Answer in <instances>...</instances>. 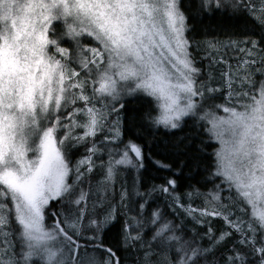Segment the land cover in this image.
<instances>
[{"label": "snow or ice", "instance_id": "snow-or-ice-1", "mask_svg": "<svg viewBox=\"0 0 264 264\" xmlns=\"http://www.w3.org/2000/svg\"><path fill=\"white\" fill-rule=\"evenodd\" d=\"M239 2L202 0L201 6L206 11L212 5L237 8ZM244 7L264 25V8L259 9L257 15L254 5L245 3ZM186 20L179 0H0V232L7 228L11 217L19 226L27 248L20 261L5 251L0 255V264L5 261L28 264L34 255L46 264H96L87 251L83 256L79 254L81 248L87 247L106 252L107 264H118L112 250L103 245L99 227L95 236L87 238L90 244L82 245L73 238L80 234V221L86 210L83 205L89 198L83 190L76 195V182L85 172H91L92 161L91 156H87L79 162L84 172L80 167L70 169L59 145L70 139L86 141L103 129L106 113L94 103L101 97L118 100L121 93L152 97L162 110L153 123L169 129L179 128L182 117L194 115L197 108L194 98L203 93L193 79L199 69L193 67L187 51ZM54 22L65 25V34L73 39L87 35L97 42V47L80 46V71L62 63L69 53L49 35L50 30L55 32ZM77 43L79 45L78 40ZM50 47L54 50L52 54ZM256 47L258 43L254 41L252 48L241 51L251 57ZM255 63L254 59H246L240 67ZM223 75L231 88L230 73L225 71ZM92 81L98 87H93L89 96L85 89ZM232 95L230 92L229 96ZM243 96L247 97V102L241 103L239 110L236 106H212L222 108L227 116L219 117L209 111L200 117L212 125L221 143L216 153L215 175L222 177L234 192L233 204L222 202L217 192L208 199V206L188 207L187 214L198 213L199 217L224 222L225 230L218 236H213L209 227L206 235L212 245L222 247L235 234L237 239L232 248L239 244L247 249L246 253L230 251L224 257V264H264V82L253 92H244ZM78 101L83 102L82 107L72 108L67 113L62 111ZM123 107L121 103L120 108ZM77 116L85 119L81 122ZM60 128L66 132L57 140ZM76 128L84 132L73 137ZM110 131L119 136L118 125ZM94 151V147L89 149L90 153ZM30 152L34 154L32 158H29ZM129 153L134 154L137 166L143 167L142 148L132 142L125 146L123 158L115 163L132 164ZM155 163L162 168L171 167L160 161ZM70 171L75 174L73 182L68 179ZM112 171L111 167L107 169V178H111ZM175 187V179H169L161 190L169 192ZM187 195L191 197L192 193ZM56 200L79 206L77 219L68 223L72 234L61 226L65 222L60 220L51 232L43 228L44 209L50 201ZM236 205L244 206L242 210L247 218H238L233 213L232 207ZM140 207L143 209L144 205ZM152 215L155 224L159 214ZM113 220L114 216L109 213L102 223L106 225ZM96 225V220L89 222V226ZM142 226L141 220L126 221L123 239L133 245L140 239ZM169 228L167 223L162 225L153 240L163 237L161 243L166 244L180 241L174 234L164 236ZM57 237L63 238L61 243L67 248V252L61 250L59 258L47 245ZM172 250L174 264H198V257L211 251V247L199 249L179 243Z\"/></svg>", "mask_w": 264, "mask_h": 264}, {"label": "trees", "instance_id": "trees-1", "mask_svg": "<svg viewBox=\"0 0 264 264\" xmlns=\"http://www.w3.org/2000/svg\"><path fill=\"white\" fill-rule=\"evenodd\" d=\"M232 1L236 2V0ZM260 1L262 0H240L239 6L234 8L235 11H238L242 15L237 18V16L231 14L233 13L232 8L222 11L212 5L206 11L201 6L202 0H181L183 12L190 25L189 36L195 42L191 44L192 48L194 46L204 48L205 44H203V41H208L209 44L220 43V50L213 49L211 52L201 49L197 50L195 57L200 65L204 64L207 60L213 59V54H220L224 50L223 45L226 42L238 41V44L241 46L244 44L247 49H250L252 48V42L256 41L258 47L252 49V56L249 58L259 59V63L251 64L254 66L252 69L256 66L264 68V25L259 24L250 11L244 7L245 3L259 5ZM85 42L88 45H92L90 42ZM70 43L68 41L64 44L71 47L72 44ZM240 55L245 56L246 53L243 51ZM253 79L255 78L253 77L252 81ZM214 83L221 85L223 81L219 82L216 80ZM211 94L215 98L217 97L216 93ZM223 98L225 100L229 97ZM76 104L79 105L78 107L83 106L82 101H78ZM119 113L122 120L121 141H128L139 145L144 153L143 167L140 169L139 186L137 182L131 183L132 188H130V192L128 193L130 195L126 197L127 200L123 199L116 190L110 195L111 200L104 199L103 196L105 195L100 192L94 202L97 201L101 207L96 208L94 212L91 210L90 203L86 207L83 205L86 208L83 223L87 224L83 225L80 223V234L75 240L82 245L90 244L91 241L87 240L86 237H88V234H97V230L90 228L89 222L92 219L100 220V215L105 209L116 206L115 221L106 228L100 229L99 235H101L103 245L106 248H110L115 254V260H118V264H158L163 257H171V261H174L172 254L174 251L171 249L157 250L158 245L152 242L151 238L165 223L169 224L170 228L164 235L169 236L174 234L178 236V233L173 231L178 230V225L185 226V222L188 223L197 218L187 213L185 217L184 214L187 212V208L183 209L179 205L177 206L178 203H176L175 196L178 197L180 203L184 205L190 204L192 208H195L199 206L202 198L209 199L211 192L216 191L218 187L222 190L225 189V183H223L219 176L215 175L217 170L216 153L218 144L210 136L208 125L198 117L187 118L181 127L173 130L154 124L155 107L148 98L139 97L127 100ZM101 138L102 135L100 134L91 141L96 142ZM90 145V143L86 142L84 145L72 150H69V146L65 145L67 161H74L80 154L85 153ZM129 156L136 160L134 154L131 153ZM156 161H162L167 165H171V167H159L155 163ZM91 171L82 178L85 184L82 188H77L78 193L76 195L79 194L80 190L88 191L92 195L93 190L91 186L98 181L100 175L98 167ZM174 172H177L178 175H175ZM172 178L176 180L175 189H170L169 192L162 191L161 187L166 186L167 181ZM223 191L229 196L234 195L233 192ZM170 192H173V195ZM188 193H192L191 197L187 195ZM70 198L73 199L75 197ZM228 200L229 202L233 201L230 197ZM142 204L144 205L143 209L140 207ZM64 206V203L59 200L52 202L49 213L56 215H53L54 217L49 219L48 222L56 225L58 214L65 211ZM9 207H11L10 203ZM234 209H236L235 214L247 218L245 211L236 207H233L232 211ZM154 212L159 214V219L155 224L152 223V214ZM182 218L188 220V222L182 220ZM137 220H141L143 225L139 229L140 239L135 241L133 245H130L123 239L124 225L126 221L135 223ZM203 220L208 221V223L212 221L210 217H206ZM179 221L180 223H178ZM212 223L220 224L223 229L212 231L213 236H218L225 230L222 220L215 218ZM13 224L10 226L11 230ZM206 233H208L207 230L200 229L198 230L197 237L202 240L201 246L203 249L211 247V251L198 257V264H222L224 257L230 251L240 250L241 252H247V249L239 244H236L235 249L232 248L237 239L235 234L225 242L224 246L217 247L212 245ZM149 238L152 244L149 243ZM88 248H81L80 251ZM101 251L108 256L106 252ZM167 264H170V260Z\"/></svg>", "mask_w": 264, "mask_h": 264}, {"label": "rangeland", "instance_id": "rangeland-1", "mask_svg": "<svg viewBox=\"0 0 264 264\" xmlns=\"http://www.w3.org/2000/svg\"><path fill=\"white\" fill-rule=\"evenodd\" d=\"M257 3H259V2H257ZM259 6L261 8H264V0L260 1ZM179 7H180V10L183 12L181 0H179ZM230 8H232V7L231 6H224V7L218 8V9H220L222 11H226V9H230ZM232 9H233V11H232L233 13H231L232 15L237 16V18L242 16L241 14L238 13V11H235L234 8H232ZM186 23L188 26V30L185 31L184 35H185V38L189 41V46H188L187 51L189 53L190 59L192 60L193 67L199 69L198 73L193 74V79L196 82V87L200 89V91L203 93V95L197 96L194 98V100L197 103V108L195 109V114L194 115L190 114L188 116L182 117V119L180 121L181 126L183 125L184 120H186L187 118L198 117L200 119V117L205 112H209V111L214 112V114L216 116H219V117L227 116V113H225L222 110V108H213L212 107L213 105L236 106L239 110V105L241 103L247 102V97H244L243 93L244 92H250V89H251V92H253L254 89L259 87L261 82H264V68L263 67L256 66L254 69H252L254 66H252L251 64L240 67L242 61H244L246 59H254L256 61L255 64L259 63V59L249 58V56H247V55H245V56L240 55L243 52V51H241V49L247 50V48H246V45H244V44H242L243 46L238 44V41L226 42L223 45L224 50H222L220 52V54H218V53L213 54L212 55L213 59L207 60L204 62V64L200 65L197 62L196 57H195L197 55V50L201 49V50H205L208 52H211L213 49L220 50V48H219L220 43L209 44L208 41L207 42L203 41V44H205L204 48H202L201 46H194V48H192L191 44H193L195 42H193L191 37L189 36L190 25L188 23V20H186ZM53 26L55 28V32L53 33L50 30V33H49L50 37L57 39V42L60 45V47L67 49L68 53H69L68 59L66 61L62 60V63H66L69 69L74 68L77 71H80L79 62H78L80 59V46L97 47L98 46L97 42L94 41L91 37H89L87 35L80 36L76 39L71 38L70 36L65 34L66 27H65V25H63L60 22H54ZM77 40L79 41V45L77 43ZM68 41L71 42L70 43V44H72L71 47L64 44ZM85 41L90 42V44H92V45L86 44ZM207 44H209V45H207ZM221 49H223V48H221ZM53 51L54 50L50 47L49 53L52 54ZM215 52H218V51H215ZM203 57H206V56H203ZM56 58L60 59V56L58 54H56ZM103 67H104V65H101V68H103ZM225 71H228L231 75V80H232L231 88H229L225 83V77L223 75V73ZM257 75H259V77H257ZM245 76H247V79H245ZM81 77H84V73L82 71H81ZM253 77L255 79H253V81H252ZM202 78H203V80H202ZM216 80L219 82L223 81V83L221 85L215 84L214 82ZM93 87H98V85L95 84V81H92V85L85 89V91L87 92V94L89 96L92 95ZM208 89H216V91L209 92ZM73 91H75V89H73ZM230 92L233 93L232 96H229ZM211 93H213V94L216 93L217 97L215 98ZM139 97L148 98L149 100H151L152 104L155 107V112H156L154 120L161 115L162 110L157 107V103L153 100V98L149 97V96H145V95L140 94V93H137L135 95H125V94L121 93L118 100H112L108 97H101L100 99H98L94 103H95V107L97 109H101L106 113V119L103 121V129L97 131L95 136L88 137L86 141L77 142L75 139H70V140H65L63 145H59L61 147V151L65 157V160L67 161V157L65 155V149H66L65 145L69 146V150H72V149H75L79 146L84 145L86 142L91 144L87 148L85 153L80 154L72 162L67 161V163H68L70 169L80 167V171L84 172V167L80 166L79 162L81 160H83L85 157L91 156V161H92V163L90 165L91 169L93 170L94 168L98 167V173H99L100 177H99L98 181L94 185L91 186V189L93 190L92 195H91V193L86 191L88 193L89 198L84 203L85 207L89 203L91 204L92 212H94L96 208L101 207V205L98 204L97 201L94 202L95 198L98 196V194L100 192H102L105 195V196H103L104 199L111 200L110 195L112 194V192H114L116 190L121 195V197L123 199L127 200L126 197H127L128 193L130 192V188H132L131 183L137 182V184L139 186V181H140V176H141L140 175L141 167L137 166L136 160H134L132 158L133 163L129 164V165H118L115 163L116 160L123 158L125 146L128 145V143H129L126 141H124V142L121 141L122 120H121V115L119 113V111L121 109L120 104L121 103L124 104L129 99L131 100V99H136ZM223 97H229V98H226L224 100ZM219 100H221V101H219ZM78 106L79 105H77V104L75 107H74V105H71L68 107L70 109L65 108V109H62V111L64 113L66 111V113H67V112H70L72 110V108H78ZM113 107H115L117 110L112 111ZM56 114L60 115V113H56ZM76 119L80 120L82 122L83 119H85V118L77 116ZM202 121H204L208 125L209 134L212 137V139L218 144L217 151H219L221 149V143L216 138V136L214 135V132L212 131V125L210 123H208L206 120H202ZM64 122L67 123V121H64ZM47 123H50V121H48ZM117 125H118V130H119V136L118 137L116 136L115 132L110 131V129L116 128ZM161 126L166 128L164 125H161ZM166 129H169V128H166ZM170 130H173V129H170ZM65 132H66V129L60 128L56 133L57 140H59L65 134ZM83 132H84V129L76 128L72 132V136L73 137L80 136L83 134ZM100 134L102 135V138L100 140H98L96 142L91 141L92 139L98 137V135H100ZM33 140H35V137H33ZM93 147L95 148V151L90 153L89 149H91ZM129 154L131 155V153H129ZM28 155H29V158H32L34 154L30 152ZM216 161H217V158H216ZM109 167H111L113 170L112 176L110 179L107 178V176H106L107 169ZM89 173L90 172H85L83 177H85ZM82 178L80 181L76 182V193H78L77 188L78 189L82 188L85 184V181H83ZM220 178L223 181V183H225V185H226L225 189H223V190L233 192L229 188L228 183L226 181H224L222 177H220ZM68 179H69V182L75 181V179H76L75 174L70 171ZM223 190L220 187H218L216 191L211 192V195L216 194L218 192L220 197H221L222 202L229 204V205H232L233 201L229 202L228 198L230 197L232 199V197L234 195L229 196ZM138 192H139V190H138ZM170 193L173 195V192H170ZM106 194L109 196L107 197ZM211 195H210V197H211ZM103 198L101 197V199H103ZM175 198H176V203H178L177 206L179 205L183 209L188 208V207H192L190 204L184 205L183 203H180L179 199H177L178 198L177 196H175ZM56 201H58V200H56ZM52 202H55V201H50L49 205L45 207L44 213H43L44 219L42 222L44 230L49 231V232H51L56 227L55 224L48 222L49 219L54 217L53 214L49 213L50 212L49 211L50 205ZM63 203L65 205L64 206L65 211L58 214V220L64 221L65 223H63L61 226L64 227L69 232V234H72V230L68 228V223L74 222L77 219L78 213H77L76 209L78 206L75 204H68L67 201H63ZM94 204H97V205H95V207H93ZM206 206H208V199L202 198L200 203H199V206L195 207V208L196 209H202V208H205ZM234 207H236L237 209H243L244 208L243 205H236ZM177 209H175V210H177ZM235 210L236 209L233 210L234 214H235ZM115 212H116V206L105 209L104 212L101 213V215H100L101 221L94 219L97 221V225L93 226V227H91V226H89V227L92 229H95V230H97V227H99V229L106 228L107 226H109L110 224H112L115 221V214H116ZM109 213H111L114 216V220L111 223L105 225L102 222L105 220L106 216H108ZM186 213L187 212H185V214H184L185 217L187 216ZM235 215L238 218L242 217L239 214H235ZM194 216H196L198 219H201V220L206 218V217H199L198 213L194 214ZM210 218L212 220L211 221V223H212L215 218H213V217H210ZM80 223H82L83 225L87 224V223L86 224L83 223V219L80 221ZM178 223H180V221ZM12 224H13V228L11 230L10 226ZM16 226H17V230H16ZM82 227H84V226H82ZM82 227H81V229H82ZM174 232L178 233V237H180L181 239H180V241H172L171 244L161 243V240L163 239V237L158 238L157 240H153V237L151 238L152 242L157 243V245H158L157 250H160V249L161 250L162 249H171L172 250L179 243H185L188 246L203 249V247L201 246L202 240L197 237L198 230H195L194 233H191V235H189L188 231L186 229H184L183 226H178V230H174ZM95 235L96 234H88L87 236L92 237ZM175 236H177V235H175ZM88 237H86V239ZM73 238L77 239V236H74ZM100 238H101V235H100ZM62 239H63L62 237H57V239L50 240L47 242L48 247L51 250L57 252V258H59V256L61 255V250H63V252H67V248L63 247V245L61 243ZM0 243L3 244V247H0V255H2L5 251H7L9 256L12 257L13 259L17 260V261H20L22 254L25 251H27L25 243L20 236L19 226L16 224V222L14 220L11 219V217H10V223L7 226V228H5L3 232H0ZM149 243L152 244L150 241V238H149ZM204 249H206V248H204ZM85 251H87V253L90 256H93L95 258L96 264H107V261L109 260V256H107L105 253H103L100 249H92L89 247L88 249H82L79 254L81 256H83ZM5 264H7V261H5ZM21 264H23L22 261H21ZM28 264H46V261L42 260L39 256L34 255L32 257V259L30 261H28Z\"/></svg>", "mask_w": 264, "mask_h": 264}, {"label": "bare ground", "instance_id": "bare-ground-1", "mask_svg": "<svg viewBox=\"0 0 264 264\" xmlns=\"http://www.w3.org/2000/svg\"><path fill=\"white\" fill-rule=\"evenodd\" d=\"M254 6H255V10H256L257 15H258L259 14V9H261V7L259 5H254ZM259 48H261V47L259 46ZM162 163L165 164L164 162H162ZM174 174L175 175H178L177 172H174ZM172 176L174 177V175H172ZM182 220H185V219L182 218ZM185 221L188 222V220H185ZM188 223L185 222L184 223L185 226H183L184 229H186L188 231V234L194 233L195 230H200V229H205L208 232L209 227L212 229V231H214L216 229L223 230L222 227L220 226V224H217V223H208V222H205L204 220H201V219H198V218L194 219L193 221H189ZM178 226H182V225L180 224ZM116 240H118V239H116ZM172 254H173V257H175V252H173ZM169 258L163 257L162 260L158 264H167L169 262V260H170V264H174V261H171V257H169ZM222 264H224V262Z\"/></svg>", "mask_w": 264, "mask_h": 264}]
</instances>
